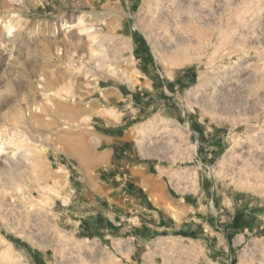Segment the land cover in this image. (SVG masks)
<instances>
[{
    "label": "rangeland",
    "instance_id": "obj_1",
    "mask_svg": "<svg viewBox=\"0 0 264 264\" xmlns=\"http://www.w3.org/2000/svg\"><path fill=\"white\" fill-rule=\"evenodd\" d=\"M180 1L198 12L175 47L153 32L145 0H0V264H264V0ZM106 86L138 91L136 153L191 191H171L189 210L173 212L181 231L168 220L146 246L56 216L67 181L58 163L88 162L94 123L130 111L125 100L108 105ZM44 92L50 105L34 110ZM195 192L205 249L187 246L184 229ZM230 208L231 224L220 217ZM212 232L235 240L229 255L210 254Z\"/></svg>",
    "mask_w": 264,
    "mask_h": 264
},
{
    "label": "crops",
    "instance_id": "obj_2",
    "mask_svg": "<svg viewBox=\"0 0 264 264\" xmlns=\"http://www.w3.org/2000/svg\"><path fill=\"white\" fill-rule=\"evenodd\" d=\"M140 86L151 89L146 81ZM137 92L133 89L120 90L117 86L103 88L108 105L125 100L129 102L126 108H130L132 100H139ZM137 110L138 106L136 109L131 107L130 111L121 112L115 119L106 116L94 123V133L98 138L94 147L97 151L88 162H77L75 170L69 164L58 163L57 170H61L67 178L58 192L56 216L59 223L68 224L76 232L87 235L96 232L111 239V235H121L125 237L122 239L136 246H146L151 235L167 230L164 224L168 220L174 225L170 228L173 233L181 231L180 221L174 217L173 212L183 217L188 215L189 210L181 207L171 191L174 189L175 194L182 195L191 194V191H181L188 186L180 183L171 170L154 172L151 162L140 159V153H136L140 148L133 141V126L130 124L135 118L132 113ZM195 143L198 141L195 140ZM123 168L127 169L128 176L121 181L120 172ZM194 194L197 215L195 222L184 227L189 230L187 246L205 249V242L198 236H203L204 232V209L198 205V192ZM242 211L247 224L253 221L247 216L248 211ZM234 214L235 210L230 208L220 213V217L231 224ZM212 234L210 254L229 255L236 246L235 240L227 234Z\"/></svg>",
    "mask_w": 264,
    "mask_h": 264
},
{
    "label": "bare ground",
    "instance_id": "obj_3",
    "mask_svg": "<svg viewBox=\"0 0 264 264\" xmlns=\"http://www.w3.org/2000/svg\"><path fill=\"white\" fill-rule=\"evenodd\" d=\"M147 2V11L149 14H151L152 20L151 24L153 26V32L159 35L160 37L164 38L168 42L176 41L174 42L175 47L179 46V38L182 37L183 28L181 25L184 24L185 20L190 17H194L193 15L197 11L196 9H193L191 5L188 6H182V2L180 3L179 0H145ZM192 2V0H190ZM197 2V1H196ZM193 3V2H192ZM201 3V2H200ZM187 5V4H186ZM11 11V10H10ZM198 12V11H197ZM197 14V13H196ZM12 16V15H11ZM200 17V16H199ZM191 19V18H190ZM198 19V18H194ZM190 20H188L189 22ZM187 22V21H186ZM187 22V23H188ZM196 22V20H195ZM187 29V28H186ZM184 35V34H183ZM9 39V38H8ZM188 39V38H187ZM186 39V40H187ZM188 41V40H187ZM1 42V41H0ZM164 42V41H163ZM185 42V41H184ZM6 46V45H5ZM45 79V78H44ZM46 80V79H45ZM42 82V81H41ZM44 83V82H43ZM40 84V83H39ZM44 85V84H43ZM25 89V88H24ZM35 90V89H34ZM42 90V89H41ZM20 92V91H19ZM24 92V91H23ZM33 93V92H32ZM43 95L45 96L43 98L42 102H39L37 106H35V109H38V111L47 108L50 105V98L47 96L52 95L51 92H44ZM1 96V95H0ZM1 98V97H0ZM4 98V97H3ZM2 100V99H1ZM4 102V100H3ZM2 103V102H1ZM6 103V102H5ZM41 103V104H40ZM1 105V104H0ZM2 106V105H1ZM58 109V108H57ZM56 109V110H57ZM26 113V112H25ZM26 115V114H25ZM27 116V115H26ZM30 117V116H29ZM23 114L20 112V110L16 113V121L22 123L24 120ZM27 119V118H26ZM31 119H34L31 117ZM152 120V119H151ZM165 118H159L154 120L153 122L149 123L146 128H154L157 125H160L163 123H166ZM169 121V120H168ZM7 122V121H6ZM18 124V123H17ZM24 124V123H23ZM70 124V123H69ZM21 125V124H18ZM65 126V125H64ZM1 127V126H0ZM20 127V126H19ZM141 127V126H140ZM143 127V126H142ZM145 128V127H144ZM142 129V128H141ZM142 131V130H141ZM23 134V133H22ZM8 135V134H7ZM10 135V134H9ZM9 137V136H8ZM23 138V137H22ZM32 138V137H31ZM18 140V139H17ZM22 140V139H21ZM38 142V141H37Z\"/></svg>",
    "mask_w": 264,
    "mask_h": 264
}]
</instances>
